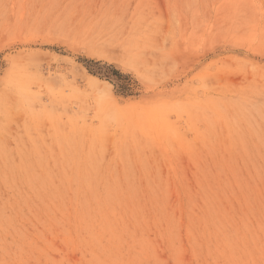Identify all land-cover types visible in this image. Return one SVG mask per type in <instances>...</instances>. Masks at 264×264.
<instances>
[{"label": "rangeland", "instance_id": "374dc122", "mask_svg": "<svg viewBox=\"0 0 264 264\" xmlns=\"http://www.w3.org/2000/svg\"><path fill=\"white\" fill-rule=\"evenodd\" d=\"M0 264H264V0H0Z\"/></svg>", "mask_w": 264, "mask_h": 264}]
</instances>
